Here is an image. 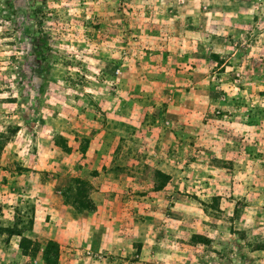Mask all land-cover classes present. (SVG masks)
<instances>
[{
	"label": "rangeland",
	"instance_id": "rangeland-1",
	"mask_svg": "<svg viewBox=\"0 0 264 264\" xmlns=\"http://www.w3.org/2000/svg\"><path fill=\"white\" fill-rule=\"evenodd\" d=\"M86 202L93 249L264 264V0H0V229Z\"/></svg>",
	"mask_w": 264,
	"mask_h": 264
},
{
	"label": "crops",
	"instance_id": "crops-1",
	"mask_svg": "<svg viewBox=\"0 0 264 264\" xmlns=\"http://www.w3.org/2000/svg\"><path fill=\"white\" fill-rule=\"evenodd\" d=\"M41 206L44 207V205ZM44 209L47 210L39 212L38 210L35 211L36 215L34 216V222L28 232L24 230L21 231V234L13 235H8L4 232L7 237H10L4 241V244L8 245L9 243L14 242L11 237L16 238L15 243L9 247L13 250L16 258L6 259L0 256V264H22V259H25L29 255L22 253L20 240L23 236H26L33 241H36L35 239L40 241L38 236H33L35 233H44L47 236V238L40 244V251L43 250L45 243L48 240L58 243L59 255L57 264H114L116 263V260L123 261L124 264H139L140 259L147 262H144V264H151L152 262H159L164 257L160 247L146 237L140 240L143 242L141 246L142 250L139 254L135 255L139 260L132 259L131 257L134 255L130 253L128 246V239L132 236L125 235L123 234L124 232L121 234L110 220H107L106 225L108 228L103 230L98 241L95 243L97 244V249H93V233L95 229L101 225L100 217L102 210L100 207H97L93 213H87L85 210L78 211L70 205L59 206L60 212H64L62 226L58 225L59 222H56V219L52 220L54 216L48 221L45 216V213L49 212L48 205H46ZM26 233H31L32 237ZM6 241L8 242L6 243ZM123 244H125V248ZM123 248L124 252L122 251ZM87 251L90 253L87 254ZM170 252L175 255V250L173 249L168 252L169 256L167 261H169V263L167 264H174L175 260H172L173 258L172 255L170 256ZM110 253L115 256H111ZM31 259L35 262L39 261L40 264H44L40 257H31Z\"/></svg>",
	"mask_w": 264,
	"mask_h": 264
},
{
	"label": "trees",
	"instance_id": "trees-1",
	"mask_svg": "<svg viewBox=\"0 0 264 264\" xmlns=\"http://www.w3.org/2000/svg\"><path fill=\"white\" fill-rule=\"evenodd\" d=\"M216 198V197H215ZM78 211L94 210L95 206L86 202V204H79V207L75 208ZM3 233L8 235L21 234V227L18 226H6L0 229ZM203 239L201 234H193L191 240L194 242H200ZM205 239V238H204ZM40 243L31 240L30 238L23 236L20 240V248L23 254L30 255L31 257H40L44 264H57L59 255V245L57 242L48 240L42 251H40Z\"/></svg>",
	"mask_w": 264,
	"mask_h": 264
},
{
	"label": "built area",
	"instance_id": "built-area-1",
	"mask_svg": "<svg viewBox=\"0 0 264 264\" xmlns=\"http://www.w3.org/2000/svg\"><path fill=\"white\" fill-rule=\"evenodd\" d=\"M87 253L89 254L90 252H89V251H87Z\"/></svg>",
	"mask_w": 264,
	"mask_h": 264
}]
</instances>
